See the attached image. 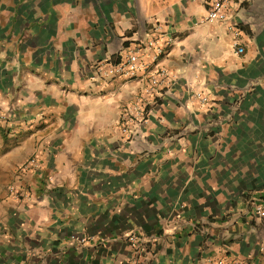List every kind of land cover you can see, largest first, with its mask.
Masks as SVG:
<instances>
[{"label": "crops", "instance_id": "0c3cea01", "mask_svg": "<svg viewBox=\"0 0 264 264\" xmlns=\"http://www.w3.org/2000/svg\"><path fill=\"white\" fill-rule=\"evenodd\" d=\"M207 7L0 0V264H264V0ZM157 23L171 76L126 137L146 78L92 67Z\"/></svg>", "mask_w": 264, "mask_h": 264}, {"label": "built area", "instance_id": "2783aa9c", "mask_svg": "<svg viewBox=\"0 0 264 264\" xmlns=\"http://www.w3.org/2000/svg\"><path fill=\"white\" fill-rule=\"evenodd\" d=\"M233 0H208V7L203 21L212 23L216 21H225L228 17L229 7ZM228 29L234 35L239 34V29L234 22L227 25ZM154 37L135 42L121 49L114 59L98 60L93 64V76L98 79L106 80L114 77L125 78H146L145 84L141 86L135 94L131 103L125 106L120 113L119 128L121 133L129 137L133 133V126L140 122L147 121L149 108L155 102L160 91L166 87L170 74L167 69L158 64L160 57L165 53L166 46L173 41L171 34L164 31L161 24H155ZM236 51L242 52L243 47L234 42ZM202 102H206L207 97L199 92L195 94ZM35 165V160L30 158L25 164ZM24 196H28L24 193ZM257 216L264 218V201L255 206ZM75 241H83L85 238L73 237ZM134 240V238H133ZM122 264H138L134 261H125ZM212 264H225L221 261ZM234 264H242L240 261Z\"/></svg>", "mask_w": 264, "mask_h": 264}]
</instances>
